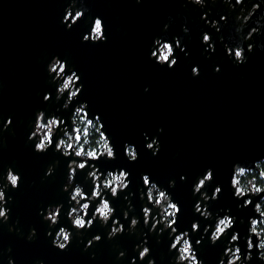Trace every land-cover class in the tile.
Segmentation results:
<instances>
[{"label": "water", "instance_id": "water-1", "mask_svg": "<svg viewBox=\"0 0 264 264\" xmlns=\"http://www.w3.org/2000/svg\"><path fill=\"white\" fill-rule=\"evenodd\" d=\"M69 2L0 0V124L4 116H13L10 130L0 132V171L13 165L22 175L19 188L12 193L11 218L7 224H0V264H7L5 256L9 253L5 250L9 245L11 255L17 257V264H32L37 258L45 259L46 264H112V246L119 243L128 247L131 243L132 238L127 236L102 242L96 261H90L87 253L81 252L82 245L75 240L66 253H57L44 236L47 223L37 211L47 204L64 200L66 193L61 189L66 168L61 161L52 176L42 179L45 168L57 159V154L33 152L27 134L38 109L52 112L62 103L55 99V85L46 71L53 55L67 61L66 72L70 68L77 70L81 77L77 86L84 85L80 98L86 99L102 118H107L117 149L122 151L126 140L137 146L138 160L126 164L132 174L148 171L165 186L169 178L176 179V187L169 191L183 205L179 222L190 226L192 219L200 216L204 227L211 229L213 225L208 221L215 214L214 226H217L218 220L227 214V208L246 219L249 210L241 212L235 208L226 178L232 161L264 155V50L259 47L264 44V29L245 42L247 59L242 64L226 54L224 43L238 40V33L234 31L235 16L242 11L246 14L252 3L261 4L253 19L264 22V15H260L264 13V0H244L243 5L235 9L228 7L227 0H207L204 8L191 0H140V3L136 0H75L74 8H84L85 14L71 29L67 28V24L72 23L71 17L61 23ZM203 12H208L204 19L201 18ZM97 15L103 18L102 30L107 39L83 41V35L90 30L91 18ZM221 15H226L223 20ZM166 23L169 25L167 38L180 37L187 52L185 55L176 49L178 62L172 69L148 59L153 38L163 35ZM219 24L222 28L217 33ZM182 26L190 31L183 33ZM205 31L209 32V42L215 45L214 52L205 51L206 44L201 39ZM247 43H254L253 51H247ZM193 65L199 67L198 76L191 73ZM217 65L219 72L214 70ZM145 85L149 88L147 92ZM45 91L52 93L48 102L42 99ZM87 117L99 120L98 115L92 117L88 112ZM58 119L61 124L56 131L61 135L54 133V138L59 140L66 135L72 138L74 117L71 121L63 117ZM99 124L102 131L103 122ZM158 128H163V132L158 133ZM144 134L159 135L158 156L153 157L151 150L144 148ZM104 136L107 138V133ZM69 154L86 166L99 158L77 156L74 146ZM112 163L105 162L104 166ZM208 166L214 168L215 178L201 191L210 195L213 186L219 183L223 186L222 192L214 200L205 193L200 213L194 216L192 206L199 195H193L192 183ZM181 174H186L187 179L181 181ZM236 174L232 179L233 190L238 188L234 182ZM96 175L98 178L93 179L91 188L84 190L81 200L89 205L90 213L84 217L86 222L92 218L95 202H102L111 195L110 188L103 184L107 173L96 168ZM81 176L82 173H78V179ZM70 179L71 183H66L64 188L74 192L75 174L70 173ZM97 181L102 189L99 195L94 194ZM207 200H212L210 205ZM113 203L118 208L124 206L123 199ZM133 203L138 206L136 200ZM155 207L152 204V208ZM152 208H149L147 219L150 224L159 225L164 220V208L155 213ZM263 218L257 215L256 221ZM17 219L16 227L20 231H8V225ZM30 227L37 228V237L27 241L25 236ZM200 227V222H196L194 231ZM93 230L104 231L99 225ZM215 251L205 249L210 258ZM252 264H259L255 256Z\"/></svg>", "mask_w": 264, "mask_h": 264}, {"label": "clouds", "instance_id": "clouds-1", "mask_svg": "<svg viewBox=\"0 0 264 264\" xmlns=\"http://www.w3.org/2000/svg\"><path fill=\"white\" fill-rule=\"evenodd\" d=\"M136 2L140 3V0H136ZM191 2L201 8L206 7L207 4V0H191ZM74 3L75 0H70L66 5L61 20L63 23L71 17L72 23L67 24L68 29L73 27L79 16L85 14V9L74 8ZM227 3L230 9H235L237 5H243L244 0H235V3L232 0H227ZM260 8V3H252L246 14L245 11H242L235 16L234 31L238 33V40L225 42L224 48L226 54L231 56L237 64H242L247 59L245 42L264 29V22L253 19ZM205 15L208 16V12H203L201 18L204 19ZM260 15H264V13ZM224 16L226 15L220 16L221 20ZM95 20L103 21V18L99 15L91 18V22ZM249 21L251 24L248 23ZM205 23L207 24L206 21ZM168 27L167 23L164 24L163 35L153 38L148 59L161 67L166 66L168 69H172L178 62V56L175 54L176 49L185 52V55L187 52L185 51L186 45L182 44L180 37L172 36L171 40L167 38ZM245 27H247L246 32L244 31ZM221 28L222 25L219 24L216 32L219 33ZM182 31L187 34L190 30L187 26H182ZM82 39L83 41L90 39L93 42H100L105 41L107 37L104 29L101 33V26L96 25L94 31L85 33ZM201 39L202 43L206 44L205 51H215L214 43L209 42L208 31L203 32ZM259 47L264 50V44H260ZM246 48L248 52L253 51L254 43H247ZM66 66L67 61L58 55H53L47 63L46 71L51 83L55 85V99L62 101V103H59L52 112L38 109L27 134V142H32L33 152L46 154L52 151L57 154V159L45 168L42 179L52 176L56 172L57 165L61 161L65 162L66 175L61 189L66 193L64 200L47 204L37 211V214L42 217V221L47 223L44 236L50 241V247L55 249L57 253H66L75 240L78 245H82L81 252L87 253L90 261H96L97 252L102 242L117 241L119 238L127 236L132 238L130 246H121L119 243L112 246V264H252L254 256L259 264H264V229L258 232L257 228L253 227L257 223V215L264 217V180L260 179L264 178V169L257 168L259 164L264 163V155L255 159L232 161L229 177L226 178L229 188L232 190L231 195L235 208L241 212L244 209L249 210L246 219L244 216L237 215L231 208H227V214L218 220L220 226H214L215 214L208 221L209 224L213 225L211 229L204 227L205 222L201 221L200 216L192 219L190 226L179 222L183 205L174 198L173 192L169 191V189L176 187V179L174 177L169 178L165 186L163 182L154 179L148 171L140 172L138 175L132 174L126 164L138 160L137 146L126 140L123 142L122 151L117 149L112 139L110 126L107 125V118H102V114L92 109L86 99L80 98L79 94H81L84 85L83 83L77 85L81 77L74 68H70L66 72ZM214 70L219 72V66L217 65ZM191 73L193 76H198L199 67L193 65ZM148 90V86L145 85L144 91L147 92ZM50 98H52V93L45 91L42 98L43 102H48ZM85 109L90 116H99V120L96 121L97 124L100 121L103 122V130L99 132V136L103 147L107 146V150L104 147L106 154L88 151L87 157H90L88 155L90 152H94L96 153L95 157L99 156V158L88 162L87 166L83 162L78 163L69 152L63 150L65 145L70 149V143H66L65 139L57 140L54 138V133L56 136L61 135L56 131L61 124V120L58 118L63 117L71 121L75 116L77 119H82ZM12 125L13 116H4L2 124H0V132L9 131ZM157 132L162 133L163 128H158ZM105 133H107V139L104 137ZM144 140V148L151 150L153 157L158 156L161 147L159 135L144 134ZM76 155L80 156L81 152L78 151ZM120 160L126 161V163H119ZM105 162L113 163L111 166H104ZM81 165L84 166L81 167ZM96 168L107 173L109 177H112V171L118 170L119 174L112 177V180L117 183L116 186L110 187L111 195L102 202H95L93 205L95 211L91 213L92 218L86 222L84 217L90 213L89 205L88 203H81V200L84 197V190L92 186ZM251 169H257L255 175H250V179L255 180L256 183L252 184L251 187L246 186L244 189L235 188L233 190L232 179L234 174L237 171L243 172ZM70 173L75 174L74 183L78 185L74 192L66 191L64 188V185L70 180ZM78 173H82L79 179ZM214 178V168L211 166L206 167L202 174L195 176L192 191L193 195H199V198L192 206L194 216L200 213L201 202L206 199L204 194L207 192L201 190L206 189ZM179 179L184 181L187 179V175L181 174ZM148 180H151V183L146 182ZM21 181L22 175L13 165H7L3 171H0V224H7L11 218L12 208L10 205L14 200L12 193L19 188ZM133 182H135L134 187ZM222 187L219 183L215 184L211 194H207V196L211 197L212 200L219 198ZM154 197L157 198L154 199ZM120 199H123L124 206L118 208L113 201ZM133 200L138 202V206L133 203ZM212 200H207L208 205L211 204ZM65 201L67 203L66 212L64 211ZM152 204L157 207L152 208ZM149 208H152L154 213L160 212L161 208H164L163 222L159 225L150 224L147 219ZM229 221L231 222L229 223ZM196 222H200L201 227L194 231ZM18 224L19 220L17 219L13 224L8 225V231L19 232L20 229L16 227ZM96 225H99L104 231H94ZM241 225H246V230ZM251 234H255V236ZM36 237L37 228L30 227L25 239L32 241ZM157 246L160 247L157 248ZM206 248L215 249V255L211 258L206 255ZM5 251L9 253L5 256L7 264H17V257L11 255L12 247L9 245ZM32 264H46V260L37 258L32 261Z\"/></svg>", "mask_w": 264, "mask_h": 264}, {"label": "built area", "instance_id": "built-area-1", "mask_svg": "<svg viewBox=\"0 0 264 264\" xmlns=\"http://www.w3.org/2000/svg\"><path fill=\"white\" fill-rule=\"evenodd\" d=\"M74 119L76 121V124H75V127H74L73 137L70 138V137H68L66 135L65 137H63L61 139H65L66 143H70L71 144V147L74 146L75 149H76V153L78 151L81 152V155L84 156L85 158H87L86 153L88 151H95L98 154L105 152V149L103 147V144H102V141L100 139V136L96 138V144L92 145L93 132L95 130L96 131H100V124H97L95 121H92L91 119H89L87 117L86 110H84V112H83V118L82 119H77L75 116H74ZM85 132H87V135L85 134ZM77 137H79V138H77ZM105 139H107V138L105 137ZM63 150L69 152L70 149L67 148V146L65 145V146H63ZM118 174H119L118 172H114V173L112 172V177H115ZM95 177H96V179L98 178L97 175ZM112 177H109V175L107 174L106 178L103 180V184H104L105 187L110 188L112 186H116L117 182L112 180ZM110 180H112L111 183H109ZM101 191H102V189L100 188L99 182L97 181L96 182V186L94 188V194L95 195H99L101 193ZM155 198H157V197H154V199ZM164 211H165V209H164ZM81 215H83V213H81Z\"/></svg>", "mask_w": 264, "mask_h": 264}, {"label": "trees", "instance_id": "trees-1", "mask_svg": "<svg viewBox=\"0 0 264 264\" xmlns=\"http://www.w3.org/2000/svg\"><path fill=\"white\" fill-rule=\"evenodd\" d=\"M99 132H100V131H96V130L93 132V136H92V138H93V142H94V143L96 142V138L99 137ZM262 167H263L262 169H264V163H263ZM256 172H257V171L248 172L246 176L241 177V180L239 181L238 186L244 184L245 182H249V184L246 185V186L251 187V185L253 184V182H256V181L251 180V179H250V175H255ZM260 179L263 180V178H260ZM70 182H71V181H70ZM70 182H69V184H70ZM69 184H68V185H69ZM263 222H264V218H263V221L261 222V227L264 229V223H263Z\"/></svg>", "mask_w": 264, "mask_h": 264}, {"label": "rangeland", "instance_id": "rangeland-1", "mask_svg": "<svg viewBox=\"0 0 264 264\" xmlns=\"http://www.w3.org/2000/svg\"><path fill=\"white\" fill-rule=\"evenodd\" d=\"M97 120H95V122H96ZM93 144H96V142L94 143V142H92V145ZM261 168H263L262 166H261ZM253 171H255V170H251V171H248V170H245V171H243V172H240V171H237V174H236V177H235V184H237L238 185V183H239V181L241 180V177H243V176H246L247 175V173L248 172H253ZM255 181V180H254ZM256 182H253V184H255ZM249 184V182H245L244 184H242V185H240V186H238V188H240V189H244L245 187H246V185H248ZM261 221H263V219L261 220ZM264 223V222H263ZM218 226H220L219 224H218ZM253 227H256L257 228V231H261L263 228L261 227V224H259L258 222L256 223V225H253Z\"/></svg>", "mask_w": 264, "mask_h": 264}, {"label": "snow or ice", "instance_id": "snow-or-ice-1", "mask_svg": "<svg viewBox=\"0 0 264 264\" xmlns=\"http://www.w3.org/2000/svg\"><path fill=\"white\" fill-rule=\"evenodd\" d=\"M82 18H83L82 15L79 16L78 19H76V23H79L80 20H81ZM102 23H103L102 20H95L94 23L91 22V23H90V30H89V32L91 33L92 31H94L96 25H100V26H101V33H103V30H102ZM65 71H66V68H65ZM85 134H86V132H85ZM77 138H79V137H77ZM104 147H105V149L107 150V146L105 145ZM88 155H89L90 157H92V158H95L96 153H94V152H90ZM83 166H84V165H81V167H83ZM241 171H242V170H241ZM13 179H14V177H13ZM146 182H149V180L146 181ZM173 207H175V206H173ZM230 222H231V221H229V223H230Z\"/></svg>", "mask_w": 264, "mask_h": 264}, {"label": "flooded vegetation", "instance_id": "flooded-vegetation-1", "mask_svg": "<svg viewBox=\"0 0 264 264\" xmlns=\"http://www.w3.org/2000/svg\"><path fill=\"white\" fill-rule=\"evenodd\" d=\"M262 165H263V163L259 164V169H262V168H261ZM255 171H257V170H255ZM70 180H71V179H70ZM70 180H69V182H70ZM263 180H264V178H263ZM257 222H258L259 224H261L262 221H257ZM217 226H218V225H217Z\"/></svg>", "mask_w": 264, "mask_h": 264}]
</instances>
